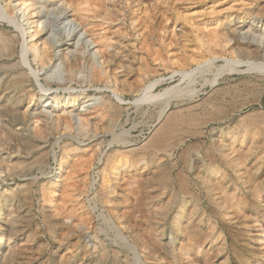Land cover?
Instances as JSON below:
<instances>
[{"label":"rangeland","instance_id":"1","mask_svg":"<svg viewBox=\"0 0 264 264\" xmlns=\"http://www.w3.org/2000/svg\"><path fill=\"white\" fill-rule=\"evenodd\" d=\"M263 50L264 0H0V264H264ZM168 92L245 107L166 137Z\"/></svg>","mask_w":264,"mask_h":264},{"label":"bare ground","instance_id":"2","mask_svg":"<svg viewBox=\"0 0 264 264\" xmlns=\"http://www.w3.org/2000/svg\"><path fill=\"white\" fill-rule=\"evenodd\" d=\"M192 1V0H191ZM31 2V1H30ZM87 6V5H86ZM31 9V8H30ZM88 11V10H87ZM45 13V12H44ZM145 16V15H144ZM33 18L35 19H38L36 22H37V26L36 28H41L40 30V33L42 32H45V35L46 34H50L51 35V40L53 42V45H51L52 49H56V45L57 44H62L63 43V40H57V36H58V33L57 31L53 30V29H49L48 28V23H49V18H48V15L45 13V14H42V12H39V14H32L30 13L29 11L25 14V16L23 17V21L22 22H29L33 20ZM66 18V17H65ZM114 18V17H113ZM12 19V18H11ZM11 19H7V20H10L8 21V23L12 26H16L18 29H20L21 31H23V34H30V33H34V31H30L32 28L31 26L27 24V28H24L22 26V22L20 21H16V20H13L11 21ZM146 19V18H144ZM65 21H68L67 19H65ZM225 21V20H224ZM7 22V21H6ZM114 22V21H113ZM34 23V22H33ZM56 24V21L54 22ZM147 23V22H146ZM223 24V22H221ZM32 25V23H30ZM105 24V23H104ZM111 25V24H110ZM140 27V25H138ZM143 26V25H142ZM33 27V26H32ZM145 27V26H144ZM147 27V26H146ZM56 28V27H55ZM62 28V27H61ZM34 30V29H33ZM63 30V29H62ZM153 30V29H152ZM42 31V32H41ZM148 31V29H147ZM146 31V33H147ZM66 41L67 42H70L72 41L73 39H76L77 36H79L78 38V43L81 41L84 43L85 47L87 49H90V45H89V42L86 40V38L84 37V34L82 33V31H79V29L76 27L75 24H72V23H68L66 25ZM35 34V33H34ZM37 34V33H36ZM149 35V33H148ZM232 35V34H231ZM34 36V35H33ZM221 36V35H220ZM224 36V35H223ZM35 37V36H34ZM60 37V36H59ZM218 37V36H217ZM222 37V36H221ZM219 38V37H218ZM223 38V37H222ZM34 40V39H33ZM221 44H224V41L221 40L220 41ZM225 43L226 45H228L230 42H226L225 40ZM258 44V43H257ZM262 44V43H261ZM6 45V44H5ZM263 45V44H262ZM224 47V46H223ZM239 47V46H238ZM9 48V47H8ZM243 50L244 52H249V54L252 53V50L250 49H241ZM238 51V50H237ZM257 51V50H256ZM255 52V51H253ZM263 53L264 55V50L261 52ZM240 54V53H238ZM241 55V54H240ZM243 55V54H242ZM256 55V54H254ZM25 56V54H24ZM94 56V54H93ZM92 56V57H93ZM202 56V55H201ZM200 56V57H201ZM205 56V55H204ZM202 56V58L204 57ZM91 57V58H92ZM196 57V56H195ZM94 59V58H92ZM194 59V58H193ZM201 59V58H200ZM94 62H96L95 60H93ZM201 61V60H200ZM198 60V62H200ZM197 62V63H198ZM213 62V61H212ZM98 63V62H97ZM191 63V62H190ZM248 64L249 66H254L253 68L255 67H262L263 65L262 64H255L254 62H244V61H237V65H240V64ZM200 64V63H199ZM237 70V69H236ZM176 74V73H175ZM161 82H164V80H161V81H157L155 83L157 84H151L153 85H158V83H161ZM149 85V88H151ZM148 88V89H149ZM234 91V90H233ZM220 92V91H219ZM219 92H214L215 94L211 95L210 97H208L207 99L203 100V101H195L196 99V94L195 92H193L188 99L189 100H193L192 103L189 104V106L184 110H179L182 111V116H178V117H170V118H167L168 115H169V107L171 106V101L174 100V99H177V103L178 104H181L183 102H185L186 100V97L187 95H183V94H172V95H169L170 92L164 94V95H159V96H154L152 100H161L163 98L166 99V102L167 104L165 105V108L163 109V111L161 112V117H164L163 119L167 118V123L164 124V127L162 128V132L161 133V136H164L168 135V137L172 136L173 134L176 135L179 131H181L183 128H189L190 130H192V128H195V127H204V126H208L209 124L211 123H216V122H224L226 120H228L229 118H231L233 115H235L236 113L238 112H241L244 110V107L245 105L243 104H235V103H232L231 101H228L230 97L229 94H226V93H222L220 94ZM195 94V95H194ZM155 98V99H154ZM238 99V98H237ZM95 101V100H98V99H90L88 101ZM185 100V101H184ZM187 101V102H188ZM186 102V103H187ZM191 102V101H190ZM88 103V102H87ZM242 103V102H241ZM49 104H47L46 106H48ZM182 105V104H181ZM186 106V105H185ZM86 107V106H84ZM184 107V106H183ZM171 108V107H170ZM108 110V109H107ZM180 114V113H179ZM200 129V128H199ZM188 131V132H185L184 133V136L182 139H180V141L177 143V147H179L181 144H183L187 139H192V138H195L197 137V133L196 132H192V131ZM195 130H198V129H195ZM186 131V130H185ZM199 133L201 134V132L199 131ZM202 135V134H201ZM156 136V135H155ZM156 137H159V136H156ZM155 140V139H154ZM153 140V141H154ZM163 138H159L158 141H156L155 143L157 144H164L163 143ZM153 141H152V144H153ZM175 143V142H174ZM155 145V144H154ZM172 147V146H171ZM170 147V148H171ZM227 147V146H226ZM235 147V146H233ZM151 148H153L151 146ZM158 147H156L157 149ZM161 148V147H159ZM159 148H158V151H159ZM169 148V149H170ZM165 149V148H164ZM220 149V148H219ZM229 149V148H228ZM161 151V150H160ZM165 151V150H164ZM150 153V152H149ZM153 153V152H152ZM134 154V153H133ZM223 155L225 156V158H228V153L225 151L223 153ZM243 159V158H242ZM144 163V162H143ZM233 166V165H232ZM245 174V173H244ZM243 174V175H244ZM244 177V176H243ZM166 180V179H165ZM162 181V180H161ZM166 185V184H165ZM169 185V184H168ZM149 196V195H148ZM145 201V200H144ZM147 201V200H146ZM147 205V204H146ZM137 233V232H136ZM1 244V243H0ZM14 247L9 245L8 248H7V251L6 253H9L11 251H13Z\"/></svg>","mask_w":264,"mask_h":264}]
</instances>
